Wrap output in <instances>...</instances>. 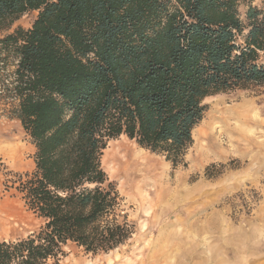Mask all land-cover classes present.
Instances as JSON below:
<instances>
[{
    "label": "trees",
    "instance_id": "obj_1",
    "mask_svg": "<svg viewBox=\"0 0 264 264\" xmlns=\"http://www.w3.org/2000/svg\"><path fill=\"white\" fill-rule=\"evenodd\" d=\"M249 87H264V0H0V111L35 148L15 182L42 220L0 240V264L126 244L135 226L101 166L107 143L125 135L177 165L204 99Z\"/></svg>",
    "mask_w": 264,
    "mask_h": 264
},
{
    "label": "rangeland",
    "instance_id": "obj_2",
    "mask_svg": "<svg viewBox=\"0 0 264 264\" xmlns=\"http://www.w3.org/2000/svg\"><path fill=\"white\" fill-rule=\"evenodd\" d=\"M35 16L22 15L11 30L29 28ZM204 103L182 163L125 135L107 143L101 166L135 233L106 254L69 244L59 264H264V87L218 93ZM228 109L245 115L227 124ZM34 152L19 121L0 111V240L25 237L42 224L15 182L34 169Z\"/></svg>",
    "mask_w": 264,
    "mask_h": 264
},
{
    "label": "bare ground",
    "instance_id": "obj_3",
    "mask_svg": "<svg viewBox=\"0 0 264 264\" xmlns=\"http://www.w3.org/2000/svg\"><path fill=\"white\" fill-rule=\"evenodd\" d=\"M226 116L223 117V119H225L226 123H231V119H239V118H242L245 114H244V111H238V110H235V109H228V110H225L223 111ZM219 114V113H218ZM254 120V119H253ZM216 122V121H215ZM210 123V122H209ZM229 126H231V124H229ZM1 206V205H0ZM17 212V211H16ZM1 220V218H0ZM216 254V253H215ZM224 254V253H223Z\"/></svg>",
    "mask_w": 264,
    "mask_h": 264
}]
</instances>
